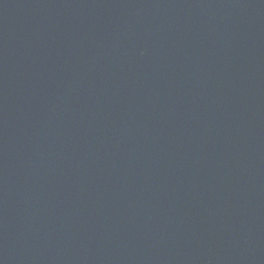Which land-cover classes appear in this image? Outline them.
I'll list each match as a JSON object with an SVG mask.
<instances>
[{"label": "water", "instance_id": "obj_1", "mask_svg": "<svg viewBox=\"0 0 264 264\" xmlns=\"http://www.w3.org/2000/svg\"><path fill=\"white\" fill-rule=\"evenodd\" d=\"M0 264H264V0H0Z\"/></svg>", "mask_w": 264, "mask_h": 264}]
</instances>
